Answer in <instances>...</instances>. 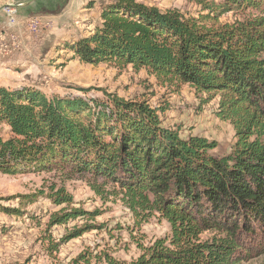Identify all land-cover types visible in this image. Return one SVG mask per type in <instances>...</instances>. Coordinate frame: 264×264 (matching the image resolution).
Here are the masks:
<instances>
[{
    "label": "trees",
    "instance_id": "trees-1",
    "mask_svg": "<svg viewBox=\"0 0 264 264\" xmlns=\"http://www.w3.org/2000/svg\"><path fill=\"white\" fill-rule=\"evenodd\" d=\"M199 5L197 16H185L115 0L102 6L94 31L65 49L85 64L131 66L163 84L218 94L217 117L235 136L225 155L213 154L215 142L163 127L160 109L146 100L94 102L0 86V124L11 135L0 138L1 174L90 172L113 184L135 218L159 215L169 224L170 239L142 248L131 264H238L239 235L254 233L253 223L264 227V0ZM247 9L259 14L220 22ZM50 198L73 200L63 189ZM93 214L63 210L51 223Z\"/></svg>",
    "mask_w": 264,
    "mask_h": 264
},
{
    "label": "rangeland",
    "instance_id": "rangeland-1",
    "mask_svg": "<svg viewBox=\"0 0 264 264\" xmlns=\"http://www.w3.org/2000/svg\"><path fill=\"white\" fill-rule=\"evenodd\" d=\"M22 0H0V7ZM115 0H37L15 8V24L8 28V16L0 12V32L17 35L13 51L0 55V86L29 87L46 96L81 97L104 102L116 95L125 101H148L160 109L165 128L178 129L182 138L198 136L215 142L213 154H227L235 143L228 121L217 117L219 95L197 92L188 85H168L144 69L80 62L65 45L94 31L101 8ZM160 11L176 9L185 16H197L200 1L222 4L226 0H135ZM264 8V5L262 6ZM247 9L220 18L233 23L258 15ZM40 23L37 32L28 31V20ZM11 135L0 124V138ZM63 189L71 204H54L50 195ZM98 190V193L96 191ZM106 178L90 172H76L58 166L16 175L0 173V264H131L158 239L171 237L169 224L159 215L135 218L116 195ZM94 213L64 224H53L63 210ZM254 233L240 234L238 264H264V227L252 224ZM74 231H82L68 241ZM202 237L210 238L211 234Z\"/></svg>",
    "mask_w": 264,
    "mask_h": 264
},
{
    "label": "built area",
    "instance_id": "built-area-1",
    "mask_svg": "<svg viewBox=\"0 0 264 264\" xmlns=\"http://www.w3.org/2000/svg\"><path fill=\"white\" fill-rule=\"evenodd\" d=\"M4 12L8 16V19L6 20V25L8 28H12L15 24L14 20V14L15 9L14 8H8L5 9ZM28 31L30 33L37 32L40 27V23L37 19L30 18L28 20ZM18 45L17 35L15 32H9L8 30L1 31L0 32V55L7 54L9 51H13L16 49Z\"/></svg>",
    "mask_w": 264,
    "mask_h": 264
},
{
    "label": "water",
    "instance_id": "water-1",
    "mask_svg": "<svg viewBox=\"0 0 264 264\" xmlns=\"http://www.w3.org/2000/svg\"><path fill=\"white\" fill-rule=\"evenodd\" d=\"M35 1H37V0H22V1L15 3V4L4 5V6L0 7V12L4 11L5 9H8V8H14L15 9L18 7L28 6Z\"/></svg>",
    "mask_w": 264,
    "mask_h": 264
}]
</instances>
